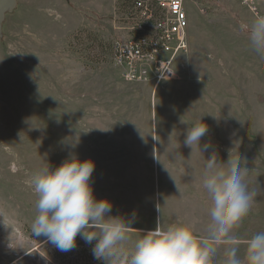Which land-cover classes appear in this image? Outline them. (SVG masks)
Returning a JSON list of instances; mask_svg holds the SVG:
<instances>
[{"label": "rangeland", "instance_id": "1", "mask_svg": "<svg viewBox=\"0 0 264 264\" xmlns=\"http://www.w3.org/2000/svg\"><path fill=\"white\" fill-rule=\"evenodd\" d=\"M14 2L0 31V264H18L28 252L34 264H103L79 236L75 251L61 252L33 234L38 195L31 179L46 163L54 169L70 154L92 159L96 198L112 202L113 216L136 212L131 247L158 217L161 227L194 221L207 234L206 159L215 151L226 162L237 142L255 192L233 229L243 255L244 241L264 231V57L239 31L252 15L225 0L197 9L187 3L188 51L176 80L154 88L125 84L110 65L109 45L123 37L115 28L123 0ZM93 46L101 48L98 58ZM200 119L207 151L184 144ZM225 247L213 264H224Z\"/></svg>", "mask_w": 264, "mask_h": 264}, {"label": "clouds", "instance_id": "2", "mask_svg": "<svg viewBox=\"0 0 264 264\" xmlns=\"http://www.w3.org/2000/svg\"><path fill=\"white\" fill-rule=\"evenodd\" d=\"M239 31L246 34L250 48L264 57V15H257L250 23L242 21ZM207 132L208 126L200 119L187 131L184 144L207 151L211 144L205 143L203 150L200 147ZM238 147L239 142L226 162H219L215 151L206 159L203 188L211 199L207 234H200L194 221L179 220L161 227L158 217L156 227L129 247L135 210L127 218L111 215L112 202L94 194L91 178L95 162L74 154L54 169L46 163L33 173L38 214L32 232L46 237L61 252L75 249L79 236L103 264H213L220 246H226L224 264H264V231L244 241L243 255L241 239L233 234L248 215L255 196L245 182L249 169L241 165Z\"/></svg>", "mask_w": 264, "mask_h": 264}, {"label": "built area", "instance_id": "3", "mask_svg": "<svg viewBox=\"0 0 264 264\" xmlns=\"http://www.w3.org/2000/svg\"><path fill=\"white\" fill-rule=\"evenodd\" d=\"M123 1L127 7L123 17L118 20L122 22L121 25L115 27L123 32V37L113 39L109 45L110 65L118 78L125 84L154 88L176 80L177 64L189 48L185 5L190 3L197 9V4L206 5L213 0ZM225 1L238 3L253 18L264 15V0ZM93 47V54L98 58L102 55L101 48ZM71 255V258L78 257L75 252Z\"/></svg>", "mask_w": 264, "mask_h": 264}, {"label": "water", "instance_id": "4", "mask_svg": "<svg viewBox=\"0 0 264 264\" xmlns=\"http://www.w3.org/2000/svg\"><path fill=\"white\" fill-rule=\"evenodd\" d=\"M14 0H0V31L4 14L14 7Z\"/></svg>", "mask_w": 264, "mask_h": 264}, {"label": "crops", "instance_id": "5", "mask_svg": "<svg viewBox=\"0 0 264 264\" xmlns=\"http://www.w3.org/2000/svg\"><path fill=\"white\" fill-rule=\"evenodd\" d=\"M114 70V69H113ZM114 72L116 73V71L114 70ZM117 74V73H116ZM29 255L30 252H28L27 254H23L21 258L16 259V263L18 264H31L29 262ZM33 258V257H32ZM11 264V263H10Z\"/></svg>", "mask_w": 264, "mask_h": 264}, {"label": "trees", "instance_id": "6", "mask_svg": "<svg viewBox=\"0 0 264 264\" xmlns=\"http://www.w3.org/2000/svg\"><path fill=\"white\" fill-rule=\"evenodd\" d=\"M75 36H77V34H76ZM79 244H82V243H81V242H79Z\"/></svg>", "mask_w": 264, "mask_h": 264}]
</instances>
